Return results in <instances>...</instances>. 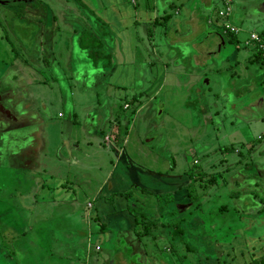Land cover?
<instances>
[{"label": "rangeland", "instance_id": "1", "mask_svg": "<svg viewBox=\"0 0 264 264\" xmlns=\"http://www.w3.org/2000/svg\"><path fill=\"white\" fill-rule=\"evenodd\" d=\"M63 1L0 0V88L3 93L6 92V96L0 98L5 100V105L15 117V119L12 118L9 121L8 117L0 113V143L1 145H7V150L11 149L13 154L16 155V160L10 166L11 168L0 169V211L3 212L0 214L4 216V226L1 224L0 227L3 229L7 226V229L13 230V233H16L21 238V240H16L15 244L19 243L22 247V262L25 264H43L51 259H56L57 262L62 260L63 264H66L68 259L63 258L67 254L59 246L51 244L49 231H55L60 237H68L69 239H65L63 241L65 243L61 244L62 246L66 245V249H68L70 241L66 240H71V237L75 234L80 236L79 232L83 231L86 224L89 223H87L85 218H81L86 214L95 219L90 224L93 229L102 226L112 230L118 225L116 212L118 211L117 203L119 197L109 192V190L115 189V186H117L114 184L113 179L117 182V177L122 174L120 170L114 168L117 161L116 150L109 152L111 150L110 147H108L109 149L107 147L104 148V145L107 146L108 144L103 143L97 148L86 145L84 142L86 133L82 134L84 118L88 117L89 119L92 117L94 126H99L98 131L101 130L104 133L106 131H117L118 127H116L112 118L111 120H106L107 114L104 109V106L111 99V95L114 96L116 105L120 110V113L116 109L115 112L119 116L127 115L131 117L129 109L122 111L123 103L130 105L132 104L131 100L134 101L136 98L138 101L145 99L144 94L154 90V83L151 87L148 86L156 78L155 67L148 66V68L144 61L153 63L160 61L169 72L173 64L170 61V57L167 56L168 50L165 48L167 44L163 38L165 36L170 37V32L172 33V31H169L170 27H173L176 33L182 36H187L190 31L188 24L183 25V21L189 18L187 5H190L182 2L184 0H173L171 7L166 8L164 11L167 20L166 18L163 20V17H158L156 24L153 25L151 22L145 30L141 28V23H137V25L134 23H110L109 30L113 35L111 38L114 49H110L108 52L109 55L113 56V66H104L103 71L98 72L91 68L90 65H87L86 79L81 85L76 87L74 86V77L70 75L72 72L68 73L70 67L67 66L68 59L73 57L70 54L73 48L62 41L61 37L60 40H57V37L62 36L64 38L69 34L66 33L67 31H62L60 18H65V15H60L58 13L60 10L57 9V6L62 4ZM150 1H147L148 4L151 3ZM124 2L126 4L128 0ZM145 3L144 0H136L138 11L143 10L141 4L144 5ZM67 4L71 6L70 1ZM73 5H75V8L73 7L72 15H78L81 9L78 8L76 1ZM214 8L216 9L213 10ZM221 8V3L216 0L213 5V11L211 10V19L220 28L222 21L216 16V12ZM233 10L234 14H237L238 20H232V23L239 28L232 35L236 36L238 43H231L228 40L229 36L226 33H222V30L218 27H215L216 29L212 31L208 39L205 38L207 32L204 31L203 17L209 15L205 8L200 10V16H194L197 20L191 26L193 30H196L194 32L196 35L190 41L187 39V41L180 40V42L171 41V44L175 42V45H172V53L174 54L172 58L176 62L175 65H178L176 71L179 75L182 76L191 71V59L197 50V46H201V51H205L208 48L218 51L216 59H218L219 64L223 63L224 66L221 67L224 70L229 63L227 57L230 56L232 58L233 50H237L239 65L236 71L241 69V63L244 61V52L248 53L253 47L252 45H245L244 38L246 37L248 40V30H253L256 33L260 31L258 25L253 26L251 20L244 18L243 15L241 16L242 12L239 11V8L233 7L232 12ZM259 11L264 12V6L259 7L257 12ZM250 13L254 14V11L250 10ZM82 14H85V12ZM56 17H59L58 20ZM111 20L115 22L114 17H111ZM58 28L60 32L58 30L53 31ZM98 29L99 32L102 31L100 27ZM86 39L88 40H85L87 42L86 45L96 44L89 35ZM186 42H189L187 46L185 45ZM191 44L196 46H191ZM102 45H105V42H102ZM123 50L126 51L123 52ZM49 52L54 53V57H58L61 54L60 58L57 59L60 71L53 66V57L48 54ZM136 59L138 62L144 63V66H142L144 73L142 72L139 76L136 73L137 69L134 64ZM230 72L231 70H227L224 78L223 74L213 77L206 86L201 84H205L206 78H203L201 83H198V85L201 84L198 91L202 92L203 95H199V92L197 94L204 97L203 99L208 104L210 113L216 111V114L223 113L224 116L231 113L230 110L227 111L226 109L228 102L230 103V100H228L230 97L226 94L230 88L227 84L229 81L227 75ZM159 74L157 78H159ZM219 77L223 78L222 81ZM216 80L220 81L216 82ZM219 83H221V86H219ZM184 95H186L185 92ZM176 98L178 97L175 94L171 97L174 100ZM72 110L76 112V120L80 124L79 127L78 125L71 126L70 122L69 125L66 123L69 121V114ZM79 112H83L82 115ZM138 114L142 116L144 110L139 111ZM143 119H138L139 121L136 119L137 123L135 125L138 127L139 124L141 131H145L146 135H151L150 143L152 146H158V143L162 141L161 138H164L167 143L168 139H170L173 144L172 147L176 143L178 145L181 144L179 141L182 139L178 133L180 130H176L173 127V124L178 126L176 119L169 118L167 120V117H164L163 128L166 136L164 133H159V129L155 132L153 126L147 133L143 125L146 126L148 122ZM47 120L48 127L44 123ZM148 124L147 130L149 128ZM221 127L219 131H207V135L200 134L197 137L196 143L193 144L195 148L205 143L212 150L209 156L195 155L197 164L193 165L192 169L190 168L193 173L190 171L192 175L191 178L189 177V186L194 190L197 188L193 195L199 194L200 207L196 213L199 214V219L203 220L205 225L213 224L212 228H217L218 224H232L233 222L225 221L213 210H210L208 215H205L211 199L224 191L220 177L239 158H242V161L248 159V156H246L247 149L253 146L257 148L262 144L258 140L260 137H257L261 131L253 129L255 127H241L236 133V140L231 138L229 131H225L224 128L222 130ZM26 130L43 132L47 134V137L44 134L40 140H33V144L39 147L37 152L33 154L31 152L29 155L21 157L25 158L24 166H27V169L24 166L23 169L20 166L21 159L19 155L27 147L26 142H28V139L22 140L23 138L18 134V131ZM69 131H78V144L68 141V137H70ZM159 134L161 136L158 137ZM184 138L189 140L187 135H184ZM105 140L103 139V141ZM185 143L184 147H186ZM230 147L234 148V155L226 152L227 150L223 151L224 148ZM238 150L242 153L241 157L235 155ZM36 153L42 156L41 161ZM252 154H256V152L252 151L250 155ZM207 163L208 165H205ZM197 171L199 174L196 173ZM48 173H57L64 180H59L58 178L50 179ZM83 175H85V178H83ZM127 180L130 181L129 177H127ZM89 182L91 184L88 186L87 183ZM243 185H245L243 186L245 193L252 190V187L246 184ZM86 186L88 187L86 188ZM100 186L101 188L99 189L98 187ZM135 186L132 183L129 191L133 198L135 194L140 196L138 204L133 207L135 214L141 213L145 219L151 220L153 215H158L159 211L157 208L162 209L163 212L165 211V204L167 203L161 204L162 202L159 198L158 202L157 198L147 200L143 194H139L142 193V188H135ZM134 190L137 192H133ZM126 199H128V196ZM231 200H234V198ZM245 200L249 201L247 197ZM229 201L225 202L227 207H231ZM100 203H105L107 207L109 206V212L104 211L108 216H101V212H99ZM128 207L132 209L130 206ZM181 209H184V207L176 208V212L177 210L181 212ZM170 211L174 210L170 209L167 212ZM177 213L179 214V212ZM192 215L189 216L186 212L184 217H188L191 220ZM171 217H173L172 213L170 214ZM196 220L198 221V217ZM27 226L31 227L30 231H26ZM76 226H78L77 229ZM33 227H37L38 230L36 231ZM142 227V225H139L136 232L140 238L138 242L136 243L137 238L133 237V241L132 239L127 240V243L141 251L145 250L147 253L152 251L156 254L163 253V249L168 247L167 242L158 239L153 242L151 238L152 230L150 229L149 233H142ZM13 233L10 232L11 235ZM218 234V231L214 230L212 232L208 228H201L197 234L198 241L195 246H198V250L202 252L201 256L209 257L208 261L218 250L215 246V241L219 237ZM34 235H38L37 240H39L33 243L34 238L32 237ZM6 241V238L1 240V247L8 249L7 255L11 258L5 257L6 249L3 248L4 253L0 252V264H18L16 257L20 256L19 252L12 249V246L7 245ZM154 243L159 244L155 246ZM98 245L100 251L91 250V252L96 254L94 257L98 262L101 260L103 262L107 254V242L101 240ZM262 248L260 246L258 250L262 251ZM95 250H98V248L95 247ZM188 257L190 260L193 259L190 256ZM201 259L203 260V258ZM239 260L240 257L235 255L233 264H239ZM218 261L219 263L222 262L221 259ZM185 262L189 264L187 260ZM79 263L77 262V264Z\"/></svg>", "mask_w": 264, "mask_h": 264}, {"label": "crops", "instance_id": "2", "mask_svg": "<svg viewBox=\"0 0 264 264\" xmlns=\"http://www.w3.org/2000/svg\"><path fill=\"white\" fill-rule=\"evenodd\" d=\"M69 1L71 2V6L67 4ZM69 1L64 0L62 4L57 6V9L60 10L58 13H60V15H65V18H60L62 31H67L66 33H69L64 38L62 36L57 37V40H60L61 37V40L71 45L74 50V53L73 50H71L70 54L73 57L68 59L67 66L70 67V69L68 67L70 70H68V73L72 72L70 75L74 77V86L76 87L81 85L86 79L87 65H90L91 68L98 72H102L104 66H113V56L109 55L108 52L110 49H114L111 38L113 35L109 30L110 23H134L135 25L141 23V28L145 30L149 27L151 22L155 25L158 17H163V20H165V18L167 20L164 11L166 8H170L173 2V0H151V3L148 4V0H144V3H146L144 5L141 4L143 10L138 11L136 0H128L126 4L124 2L125 0ZM75 1L78 8L81 9L78 15H72V11L75 8V5H73ZM182 2L190 4L187 5V8H189V18L183 21V25H189V34L187 36L179 35L173 27H170L169 31H172V33L170 32V37L165 36L163 38L167 44L165 46L168 50L167 56L170 57L173 67L169 69L168 72L160 61L156 63L144 61L147 67H155L156 78L148 86L151 87L154 83V90L145 93V99L138 101L136 98L134 101L131 100L132 104L130 105L125 102L123 103L121 107L122 111L129 109L131 117L127 115L119 116L115 112V109L118 112L120 110L116 105L114 96L111 95V99L104 106V109L107 114L106 120L108 121L112 118L116 127H118L117 131H106L105 133L101 130L98 131L97 129H99V126H94V119L92 117L89 119L88 117L84 118L82 134L86 133V138L84 139L85 144L97 148V146L103 143L108 144L107 146L104 145V148L110 147L111 150H109V152H114L116 150L117 161L114 168L120 170L122 174L119 176L117 175V182L113 179L114 184L117 186H115V189L109 190V192L119 197L117 203L118 211L116 212L118 216V225L112 230L102 226L93 229L90 224H92L95 219H92L86 214L81 218H85L87 223H89L86 224L83 231L79 232L80 236H76L75 234L71 237V240H66L70 241L68 243V249H66V245H61L65 243L63 241L68 237H60L55 231L50 230L49 239L51 244L53 246H59L62 251L67 254L65 258H63L68 259L66 264H77V262H80L79 264H186L185 260H187L189 264H233V257L235 255L240 257L239 264H264V62H260L259 60L253 61V55L258 50V46L255 42H249L248 45H252L253 47L248 53L244 52V61H242L241 69H238V71H236L239 65V61H237V50L234 51L232 48L234 54L231 56L233 57H227L229 63L225 66L224 70L221 67L224 66L223 63L219 64L218 59H216L218 51H215L213 48L201 51V46H197V50L191 59V71L182 76L179 75L176 71L178 65H175L176 62L173 61L172 58L174 55L172 53V45H175V42L171 44V41H190L193 36L196 35V33H194L196 30H193L191 25L196 23L195 20H197V18L194 16H200V10L202 8H205L209 12L208 16L203 17L205 26L204 31L207 32L205 38L208 39L212 31L216 29L215 27H218L214 20L211 19V12L216 9H213L216 0H184ZM231 2V14L228 18L230 25L239 28L232 23V20H238L237 14H234V10L232 12V8H239V11L243 13H241V16L243 15L244 18L251 20L253 26H259V33L248 30V36L250 34L257 35L264 45V12H257L259 7L264 6V0H231ZM250 10L254 11V14H251ZM84 12L86 15L82 14ZM89 17L90 19H88ZM111 17L115 18V22L111 20ZM56 18L58 20L59 17ZM99 27L102 29L100 32L98 29ZM218 28L222 30V28ZM56 30L60 32L59 28L53 31ZM222 33L225 32L222 31ZM226 34L229 36L228 40L231 43L239 42L235 35ZM88 35L96 44L86 45L87 42H85V40L88 41L86 39ZM244 39V42H246V37ZM102 42H105V45H102ZM188 44L189 42L185 43L186 46ZM191 46L196 45L191 44ZM125 51L126 50H123V52ZM53 55L54 53L50 56L53 57ZM60 56L53 57V66L58 69V71H60V69L57 59L60 58ZM131 63L133 64V62ZM144 63L138 62L137 59L134 61L138 76L141 75L142 72L144 73V68L142 69ZM227 70H231V72L227 75L229 79L227 84L230 87V91L228 90L226 94L230 97L228 98L230 103L228 102L226 109L227 111L230 110L231 113L225 116L223 113L216 114V111L210 113L208 111L209 106L203 99L204 97L199 96L203 95V93L199 92L198 89L201 87V84L203 86L208 85L210 79H213V77L215 78L223 74L224 78ZM158 74L159 78H157ZM203 78H206L205 84L201 83ZM219 79L222 81L221 77H219ZM220 80H216V82ZM198 83L201 84L198 85ZM219 86H221V83H219ZM184 92L186 95H184ZM198 92L199 95L197 94ZM173 94L178 98L175 100L171 99ZM4 101L5 100L0 98V105L8 109ZM174 108H176V110H174ZM141 110H144L142 116L138 114ZM82 113L80 114L82 115ZM76 116V112L72 110L69 114V121L66 122L67 125H69L70 122L71 126L78 125L79 127L80 124L77 122ZM165 116L167 120L170 118L178 121V126L173 124V127L176 130H180L178 133L182 140L179 142L182 145L176 143V145L172 147L173 144L170 142V139H168L167 143L164 138H161L162 141L158 143V146H152L150 143L151 135H146L145 131H141L139 124L138 127L135 125L138 119L141 120L144 118L143 120L149 123H147L149 126L148 130L146 129L147 124L146 126L143 125L147 133L153 126L155 132L159 129V133L163 134L165 131L163 128ZM227 116L228 118L226 119ZM9 118L10 116L8 119ZM44 123L47 127L49 126L48 120ZM250 126L255 127L253 129H256V131H261L257 136L260 137V139H257L262 142V144L257 148L253 146L247 149L246 156H248V159L242 161V158H239L235 161L234 165L230 166V169H227L222 174L220 178L223 183L224 191L216 197H213V199H211L212 202L208 201L210 206L205 212V215H208V212L213 210L220 218H223L225 221L228 220L233 222L232 224H218L217 228H212L213 224L205 225L203 220L199 219V214L196 213L200 207L199 194L194 196L193 194L197 188L194 190L189 186V179L193 173L190 168L192 169V166L197 164L195 155L209 156L212 149L205 143L198 145L197 148H195L193 144L196 143L197 137L200 134L207 135V131H219L220 127L221 129L224 128L225 131H229L231 138L236 140L237 137L235 136L237 135V131H239L241 127L249 128ZM259 126H261V128H259ZM104 127L106 126L104 125ZM120 127L121 129H119ZM69 133L70 137H68V141L73 144H78V131H69ZM18 134L23 138L22 140L28 139V142H26L27 147H25L19 155L21 159L20 166L23 168L25 158L21 157L23 155L27 156L31 152L32 154L37 152L39 146L34 145L33 140H40L44 134L47 137V134L33 130L18 131ZM184 135H187L189 140H185ZM159 136L161 135L159 134L158 137ZM103 139L106 140L103 141ZM184 143L186 147H184ZM7 148V145H1L0 143L1 170L11 168L10 166L16 160V155L13 154L11 149L7 150ZM223 151L230 152L234 155L235 150L230 147L224 148ZM252 151L256 152V154L250 155ZM36 154L38 155V153ZM235 155L241 157L242 153L238 150L235 152ZM37 157H39L40 161L42 160L41 155ZM205 165H208V163ZM24 168L27 169V166H24ZM196 173L199 174L198 171ZM48 177L50 179L58 178L59 180H64L63 177L58 176L57 173H48ZM127 177H129L130 181L127 180ZM83 178H85V175H83ZM131 182L136 185L135 188H142V193L139 194H143L147 200L157 198L158 202L159 198L162 202L161 204L167 203L165 204L166 208L164 212L162 209L160 210L157 208L159 211L158 215H153V219L151 220L146 219L150 225H154L149 226L152 230L151 238L153 242H155V239L167 242L168 247L163 249V253L156 254L153 253V251L147 253V251H141L127 243V240L132 239L133 241V237L137 238L136 243L140 239L136 234L139 223H134L135 220L133 216V214H135L133 207L138 204L140 196L138 194H135L134 198L131 196V192H129L132 187ZM90 184L91 182L87 183L88 186ZM243 184L252 187V190L245 193V191H243V186L245 185ZM88 186H86V188ZM98 188L100 189L101 186ZM133 192L137 191L134 190ZM244 194L249 201L245 200L246 197ZM127 196L128 199H126ZM232 198H234V200H231ZM228 200H230L231 207L225 205V202ZM128 206L132 209H129ZM181 207H184V209H181V212L177 210V212H179L178 214L176 208L180 209ZM170 209L174 211L167 212ZM108 210L109 206L107 207L105 203L99 204L101 216H108L104 212H109ZM190 211L191 213H189ZM186 212L189 216L193 214L191 220H189L188 217H184ZM0 213L3 212L0 211ZM171 213L173 217L170 218ZM197 217L198 221L196 220ZM186 218L187 220H185ZM3 220L4 216L0 214V226L1 224L4 226ZM33 228L36 231L38 230L37 227ZM77 228L78 226H76V229ZM201 228H208L212 232L214 230L219 232V237H217L215 241V246L218 250L209 261V257L205 255L201 256L202 252L198 250V246H195V243L198 241L197 234ZM27 230L30 231L31 227L27 226L26 231ZM0 232V252L2 251L4 253L3 248L6 249L4 253L5 257L11 258L7 255L8 249L1 247V240L6 238V244L12 246L11 248L16 252H19L20 256L16 258L18 264H22L23 249L19 243L15 244V241L21 240V238L16 235V233H13V230L7 229V226L3 229L0 227ZM10 232L13 234L11 235ZM7 233L9 235L6 236L5 234ZM32 238H34L33 243L39 240H37L38 235H34ZM101 240L107 242V254L103 262L102 260L98 262L94 257L96 254L92 253L91 250L95 252L100 251L98 244ZM157 244L159 243H154L155 246H157ZM256 246L263 247L262 251H259ZM95 247H97L98 250H95ZM188 256L193 259L190 260ZM201 258H203V260ZM57 259L59 260V258ZM219 259L222 260L221 263H219ZM43 264H63V261L57 262L56 259H51Z\"/></svg>", "mask_w": 264, "mask_h": 264}, {"label": "built area", "instance_id": "3", "mask_svg": "<svg viewBox=\"0 0 264 264\" xmlns=\"http://www.w3.org/2000/svg\"><path fill=\"white\" fill-rule=\"evenodd\" d=\"M222 5V8L216 12V16L222 21V31L225 33L235 34L238 30L237 28L230 25L228 18L231 14V0H219ZM249 42H255L258 45V48L261 49V56L264 57V45L259 40L258 36L255 34H250L248 40L244 44H249Z\"/></svg>", "mask_w": 264, "mask_h": 264}, {"label": "trees", "instance_id": "4", "mask_svg": "<svg viewBox=\"0 0 264 264\" xmlns=\"http://www.w3.org/2000/svg\"><path fill=\"white\" fill-rule=\"evenodd\" d=\"M49 32V31H48ZM230 35H232L233 33H229ZM87 37V36H86ZM83 42V41H82ZM258 46V45H257ZM258 50L254 53V58H253V61L254 60H259L260 62H264V57H261V49H259V48H257ZM49 55H51L52 54V52H49L48 53ZM16 55V54H15ZM54 57V56H53ZM6 94V92L5 93H3L2 92V89L0 88V97H3V96H6L5 95ZM9 99V98H8ZM133 216H134V220H135V224H138L139 223V225H142L143 227H142V231H143V233H148L149 232V230H150V227L149 226H154L153 224H151L150 225V223H148L147 221H146V219L143 217V215L141 214V213H138V214H133ZM144 222H145V224H144Z\"/></svg>", "mask_w": 264, "mask_h": 264}, {"label": "water", "instance_id": "5", "mask_svg": "<svg viewBox=\"0 0 264 264\" xmlns=\"http://www.w3.org/2000/svg\"><path fill=\"white\" fill-rule=\"evenodd\" d=\"M0 113H2L3 115H5L6 117L11 116V112L9 109L4 108L2 105H0Z\"/></svg>", "mask_w": 264, "mask_h": 264}, {"label": "flooded vegetation", "instance_id": "6", "mask_svg": "<svg viewBox=\"0 0 264 264\" xmlns=\"http://www.w3.org/2000/svg\"><path fill=\"white\" fill-rule=\"evenodd\" d=\"M6 107V106H5ZM10 110V109H9ZM11 112V111H10ZM14 115L11 113V116H10V118L8 119L9 121H10V119H12V118H14L15 119V117H13Z\"/></svg>", "mask_w": 264, "mask_h": 264}]
</instances>
